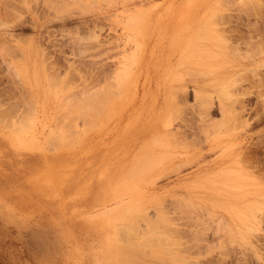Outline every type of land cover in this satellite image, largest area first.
Segmentation results:
<instances>
[{
  "label": "rangeland",
  "instance_id": "374dc122",
  "mask_svg": "<svg viewBox=\"0 0 264 264\" xmlns=\"http://www.w3.org/2000/svg\"><path fill=\"white\" fill-rule=\"evenodd\" d=\"M120 250L264 264V0H0V264Z\"/></svg>",
  "mask_w": 264,
  "mask_h": 264
},
{
  "label": "bare ground",
  "instance_id": "6f19581e",
  "mask_svg": "<svg viewBox=\"0 0 264 264\" xmlns=\"http://www.w3.org/2000/svg\"><path fill=\"white\" fill-rule=\"evenodd\" d=\"M248 1H249V0H248ZM221 2H222V1H221ZM243 2H244V1H243ZM252 2H253V1H252ZM226 3H227V2H226ZM229 4H230V3H229ZM241 4H242V3H241ZM258 5H259V4H258ZM256 6H257V5H256ZM215 14L218 15L217 13H215ZM215 20H216V19H215ZM219 20H220V19H219ZM131 22H132V21H131ZM224 34H225V33H224ZM201 41H202V40H201ZM194 45H196V44H194ZM259 45H260V44H259ZM255 48H256V47H255ZM255 48H254V49H255ZM261 50H262V49H261ZM207 73H208V72H207ZM52 79H53V78H52ZM52 81H53V80H52ZM48 82H49V80H48ZM51 84H52V83H51ZM56 84H57V83H56ZM52 85H53V84H52ZM54 85H55V83H54ZM64 86H65V85H64ZM175 91H176V90H175ZM195 95H196V94H195ZM207 96H208V95H207ZM202 98H203V97H202ZM195 99H196V98H195ZM203 100H204V99H203ZM203 100H201V101H203ZM205 100H206V99H205ZM68 101H69V100H68ZM171 101H172V100H171ZM61 102H62V101H61ZM71 102H72V101H71ZM74 102H75V101H74ZM79 102H80V101H79ZM88 102H89V101H88ZM203 102H204V101H203ZM205 103H206V102H205ZM62 104H64V103H62ZM62 104H61V106H62ZM78 104H79V103H78ZM85 104H86V103H85ZM69 105H70V104H69ZM74 105H77V103L74 104ZM74 105H73V106L71 105L70 107L68 106V108H72V107H74ZM89 105H90V104H89ZM78 106H80V105H78ZM78 106H76V107H78ZM97 106H98V105H97ZM204 106H205V105H204ZM66 107H67V106H66ZM169 107H170V106H169ZM197 107H198V106H197ZM60 108H61V107H60ZM60 108H59V109H60ZM74 108H75V107H74ZM78 108H79V107H78ZM83 108H84V107H83ZM95 108H96V107H95ZM198 108H199V107H198ZM204 108H207V107H204ZM65 109H67V108H65ZM65 109H64V110H65ZM75 109H76V108H75ZM79 109H80V108H79ZM85 109H86V108H85ZM103 109H105V108H103ZM200 109H202V113H203V107L200 108ZM207 109H208V108H207ZM67 110H68V111H67ZM67 110H65V111L68 112V115H69V113H70V112H69V109H67ZM72 110H73V109H72ZM72 110H71V111H72ZM81 110H82V109H81ZM82 111H83V110H82ZM82 111H81V112H82ZM85 111H86V110H85ZM200 111H201V110H200ZM205 111H206V110H205ZM205 111H204V112H205ZM6 112H7V111H6ZM62 112H64V111H62ZM66 112L64 113V116H65ZM88 112H89V111H88ZM88 112H87V113H88ZM90 112H91V111H90ZM75 113H77V112L75 111ZM94 113H95V112H93L92 114H94ZM72 114H73V113H72ZM85 114H86V113H85ZM98 114H99V113H98ZM74 115H75V114H74ZM88 115H89V114H88ZM62 116H63V113H62ZM66 116H67V115H66ZM79 116H80V115H79ZM95 116H96V114H95ZM69 117H70V116H69ZM77 117H78V115H77ZM38 118H39V117H38ZM66 118H67V117H66ZM58 119H59V118H58ZM58 119H56V120H58ZM63 119H64V118H63ZM69 119H70V118H69ZM71 119H72V118H71ZM66 120H67V119H66ZM85 120H86V119H85ZM85 120H84V123H86V122L88 121V120H87V121L85 122ZM67 121H68V120H67ZM98 121H99V120H98ZM63 122H64V121H63ZM88 123H89V122H88ZM69 124H70V123H69ZM54 125H55V124H54ZM67 126H68V125H67ZM56 127H57V126H56ZM85 127H86V126H85ZM93 127H94V126H93ZM64 129H66V128H64ZM90 129H91V128H90ZM89 131H90V130H89ZM167 132H168V131H167ZM168 133H169V132H168ZM62 135H63V134H62ZM50 137H51V136H50ZM53 137H54V136H52V138H53ZM56 137H57V136H55L54 139H55ZM59 137H60V136H59ZM65 137H66V136H65ZM19 138H20V137H18V139H19ZM21 139H22V138H21ZM28 139H29V137H28ZM28 139H27V140H28ZM34 139H35V138H34ZM56 139H57V138H56ZM62 139H64V138H62ZM58 140H59V139H58ZM72 140H74V139H72ZM72 140H71V141H72ZM175 140H176V139H175ZM18 141H19V140H18ZM20 141H21V140H20ZM30 141L32 142V140H30ZM56 141H57V140H56ZM56 141H55V142H56ZM68 141H69V140H68ZM34 142H35V141H34ZM66 142H67V141H66ZM76 142H77V141H76ZM20 143H21V142H20ZM29 143H30V142H29ZM56 143H59V141L56 142ZM69 143H70V142H69ZM71 143H72V142H71ZM178 143H179V142H178ZM27 144H28V143H27ZM67 144H68V143H67ZM179 144H180V143H179ZM188 144H189V143H188ZM24 145H25V144H24ZM28 145H30V144H28ZM57 146H59V145H56V147H57ZM186 146H187V145H186ZM49 147H50V146H49ZM183 147H184V146H183ZM187 147H188V146H187ZM145 152H146V151H144V153H145ZM148 152H149V151H148ZM148 154H152V153H148ZM145 155H146V154H145ZM145 155H144V156H145ZM144 156L142 155V158H144ZM146 156H147V155H146ZM149 157H152V160L154 159L153 156H150V155H149ZM149 157H147V159H146L147 161H145L146 163L148 162ZM142 158H141V159H142ZM138 159H139V158H138ZM144 160H145V159H144ZM150 160H151V159H150ZM158 160H159V159H158ZM139 161H140V160H139ZM151 162H152V161H151ZM151 162H150V163H151ZM188 162H189V161H188ZM134 163H135V162H134ZM137 163H139L138 160H137V162H136L135 164H137ZM152 163H153V162H152ZM192 163H193V162H192ZM139 164H140V163H139ZM148 164H149V163H148ZM179 164H181V163H179ZM181 165H182V164H181ZM187 165H188V164H187ZM137 166H138V164H137ZM137 166H136V168H135V167H134V168H135V170H138V171H139V169H137V168H138ZM153 166H154V165H153ZM177 166H178V165H177ZM183 167H184V166H183ZM179 170H180V169H179ZM136 172H137V171H136ZM136 172H135V173H136ZM117 185H118V184H117ZM119 186H120V185H119ZM115 188H116V187H115ZM117 189H118V188H117ZM178 205H179V204H178ZM127 210H128V209H127ZM162 210H163V209H162ZM130 211H131V210H130ZM115 212H116V211H115ZM126 212H127V211H126ZM116 213H117V212H116ZM123 213H124V211H123ZM124 215H125V214H124ZM138 215H140V214H138ZM107 218H109V217L103 218V221L107 222V221H108ZM144 218H146V217L144 216ZM134 219H135V218H134ZM140 219H141V218H140ZM133 221H134V220H133ZM132 223H133V222H132ZM132 223H131V225H132ZM146 223H147V222H146ZM149 223H150V222H149ZM134 225H136V223H135ZM151 225H152V224H151ZM164 225H165V224H164ZM165 226H166V225H165ZM132 227H133V226H132ZM133 230H134V229H133ZM129 231H130V230H129ZM147 231H148V230H147ZM150 231H151V230H150ZM123 232H124V231H123ZM143 232H144V231H143ZM134 233H135V232H134ZM136 233H137V232H136ZM138 234H139V233H138ZM228 235H229V234H228ZM130 236H132V235H130ZM152 237H153V236H152ZM131 238H132V237H131ZM158 238H159V237H158ZM159 239H160V238H159ZM152 241H153V240H152ZM165 242H166V241H165ZM165 242H162V243L165 244ZM158 243H159V242H158ZM170 243H171V242H170ZM170 243H169V244H170ZM153 244H154V243H153ZM171 244H172V243H171ZM151 245H152V244H151ZM157 245H158V244H157ZM131 250H132V249H131ZM137 250H138V249H137ZM137 250L135 249V251H137ZM158 250L160 251V249H158ZM127 251H128V250H127ZM129 251H130V250H129ZM129 251H128V253L130 254ZM154 251H155V250H154ZM117 252H118V251H117ZM156 252H157V251H156ZM164 252L166 253V251H164ZM172 252H173V251H172ZM134 253H135V252H134ZM139 253H140V251H139ZM167 253H168V252H167ZM118 254H119V260H120L121 264H122V262L128 264L127 260H131V259L135 258L134 256H132L133 258H130V256H129L126 252L121 251V250H120V252H119ZM168 254H169V253H168ZM135 255H137V254H135ZM139 255H140V254H139ZM137 257H138V256H137ZM149 259H150V258H149ZM160 259H161V258H160ZM131 261H132V260H131ZM137 261H138V260H137ZM158 261H160V260H158ZM161 262H162V261H161ZM166 262H167V261H166ZM153 264H155V263H153ZM168 264H169V263H168Z\"/></svg>",
  "mask_w": 264,
  "mask_h": 264
}]
</instances>
